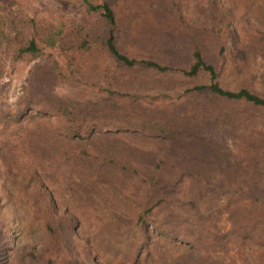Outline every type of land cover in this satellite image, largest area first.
<instances>
[{
	"label": "trees",
	"instance_id": "trees-1",
	"mask_svg": "<svg viewBox=\"0 0 264 264\" xmlns=\"http://www.w3.org/2000/svg\"><path fill=\"white\" fill-rule=\"evenodd\" d=\"M5 1L0 208L19 202L40 228L10 264H110L99 235L131 228L125 264H223L230 251L264 264V0H79L53 20ZM7 73L21 76L10 92ZM132 131L165 140L144 170L103 145ZM219 207L229 227L215 232Z\"/></svg>",
	"mask_w": 264,
	"mask_h": 264
},
{
	"label": "rangeland",
	"instance_id": "rangeland-1",
	"mask_svg": "<svg viewBox=\"0 0 264 264\" xmlns=\"http://www.w3.org/2000/svg\"><path fill=\"white\" fill-rule=\"evenodd\" d=\"M8 2L0 0V10L6 8ZM11 7H19L27 15L33 16L36 19H48L53 20L69 19L71 17L80 14L81 5L79 0H12ZM163 40L167 44L173 41V36L170 32H163ZM181 44L178 47L181 48ZM167 50L172 48V45H166L164 47ZM254 66L256 67L255 73L257 80L264 78V58L259 55H254ZM261 75V76H259ZM3 80L9 79V92L18 88V84L21 80V76H14V74L7 73L3 76ZM157 85V84H156ZM154 85H146L145 91H150ZM174 83L162 82L158 83V87H173ZM115 146L118 154L120 155L121 163L126 164L127 159H132L137 163V167L140 170H144L145 167L154 159V156L161 151L165 144V140L160 137H152L139 132H127L125 134H117L112 138L104 139L103 145ZM143 172V171H142ZM6 187L0 186V203L4 199V191ZM189 194L187 191H185ZM207 203L211 206H220L219 204L223 200V195L218 194L212 196L210 193L205 192ZM3 207L0 208V264H10L13 253L17 250L24 249L29 245L35 243L40 235V228L34 225L29 216L25 214L19 202H9V205L4 202ZM7 206L10 210H6ZM211 208V207H210ZM209 208V209H210ZM9 212V213H8ZM14 213V219H10ZM6 214H10L8 218ZM16 217V218H15ZM93 222V220H89ZM209 229L215 232H221L229 227V221L227 219L226 212L219 207L214 209L213 214L210 217ZM139 235L138 229H130L126 232L122 239H117L112 235L102 233L99 235L103 238L102 249L107 256L110 257V264H120L117 261L118 258L122 264H125L131 254L132 249L135 247L137 236ZM180 252V251H178ZM223 261V264H242L238 256L230 251L226 254L220 253L215 257L213 261L218 263L219 260Z\"/></svg>",
	"mask_w": 264,
	"mask_h": 264
}]
</instances>
